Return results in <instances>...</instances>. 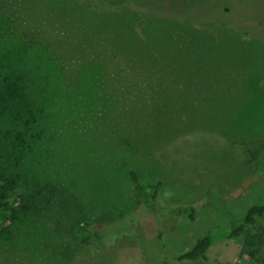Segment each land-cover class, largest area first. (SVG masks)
Listing matches in <instances>:
<instances>
[{
  "label": "rangeland",
  "instance_id": "1",
  "mask_svg": "<svg viewBox=\"0 0 264 264\" xmlns=\"http://www.w3.org/2000/svg\"><path fill=\"white\" fill-rule=\"evenodd\" d=\"M126 1L120 12L127 19L93 21L58 0H0V37L17 48L13 68L29 77L15 113L0 110V144L23 161L10 176L20 188L0 222V264H68L63 246L77 248L70 231L78 227L112 244L101 260L91 252L80 264H178L198 240L228 232L264 203L262 11L250 17L257 7L234 13L215 0ZM139 13L166 26L184 18L198 26L216 13L232 35L216 46L174 35L178 63L148 67L145 53L165 56L168 35L147 20L138 37L164 38L135 51ZM23 130L28 146L12 142V132ZM130 171L142 183H163L156 211L144 208ZM35 197L47 215L29 210ZM187 206L193 221L170 213ZM257 227L264 230V217ZM210 259L264 264V252L253 257L238 240L217 245Z\"/></svg>",
  "mask_w": 264,
  "mask_h": 264
},
{
  "label": "trees",
  "instance_id": "2",
  "mask_svg": "<svg viewBox=\"0 0 264 264\" xmlns=\"http://www.w3.org/2000/svg\"><path fill=\"white\" fill-rule=\"evenodd\" d=\"M61 5H64V8L72 10V11H80L84 13L85 18L92 19L96 21L98 18H116L117 16H125L120 12L123 6L128 4L126 0H58ZM189 2L192 1L193 4L195 3H202V2H214V0H188ZM216 3L218 2L220 6L226 7L225 9L229 8L234 13L237 10H240L238 7L247 8L250 6V9H254L255 11L249 12V16H253L252 13L258 14L259 11H262V16H264V0H215ZM215 4V2H214ZM261 4V5H259ZM218 7V6H214ZM243 9V8H242ZM76 12V13H77ZM129 13V12H128ZM216 13H211L207 19L204 20V23L195 26L186 18L182 20H173L169 22L166 26L164 21L156 18H148L144 15L139 13L134 15V18H137L134 22L136 26H133V32L136 34V41H138V47L135 51L138 52V49H141L142 46L146 45L147 43H153L154 41H161L164 37H138L143 33L144 22L148 20L158 22L160 25L155 26L156 34L159 35H168L166 39V46H165V56L157 55L151 57L148 56L149 52L145 53V59L143 62L146 66L151 67L150 65L154 63L157 64V68H162L165 66H174L175 63H178L174 57H171L173 51L172 47L170 46L169 40L175 39L174 35L183 34L182 39H184L185 44H188L187 37H198L200 39L199 43H192L195 46L199 44L205 43L206 45L211 44L216 46V41L220 40L221 37H231L232 34H228L229 30L226 28L222 20L219 16H215ZM74 15V14H73ZM128 16H125L127 19ZM213 17V18H212ZM62 19V17H60ZM212 19V20H211ZM95 24H97L95 22ZM160 26V27H159ZM98 29H95L94 33H96ZM186 34V35H185ZM229 35V36H228ZM203 37H208V39H204ZM6 37H0V110L1 111H8L11 114L15 113L14 108L19 103L18 101L25 100L27 96L25 83L29 81V77L27 74L23 72H19L13 67H15V61L18 58V52L16 46H11L6 42ZM26 37H21L22 44H28L27 48L30 47V44L26 42ZM30 38L33 42L38 43L40 45L42 41H34L32 37ZM13 40V39H12ZM259 41V38H258ZM14 42V41H13ZM16 45L17 43L14 42ZM190 44V43H189ZM18 46V45H17ZM183 46H185L183 44ZM254 47L259 48V43H254ZM177 49H175L176 52ZM259 56V55H258ZM142 62V61H141ZM140 62V63H141ZM257 64L259 65V60L257 58ZM12 67H11V66ZM5 68L14 72L16 74L13 75L8 72ZM5 74V75H4ZM9 74V75H7ZM12 78V79H11ZM14 82V83H13ZM10 83H13V87H10ZM1 117H5L6 115L0 112ZM15 130V129H13ZM19 131L12 132L13 136V143H21L28 146L29 143L23 141L25 139V134ZM28 134V132H26ZM22 136V137H21ZM27 139H30L28 135L26 136ZM56 140H52L48 147L54 145ZM26 148L24 145H21ZM48 153H50L48 151ZM10 162L13 163L11 165ZM20 159L17 158H10V155L5 152V149L0 144V163H3L4 166L3 173H0V222H6L9 218V214L6 210V206L8 200L16 195L18 189L20 188L19 183L11 178V175H15L17 169L22 165L19 162ZM11 169V171H9ZM28 171L27 168L22 169L21 172ZM8 172V173H7ZM129 178L133 184L134 190L141 196L143 199L144 208L150 210L152 212L156 211L158 199L160 196L161 189L163 187V183L161 181L156 182H148L142 183L137 174L134 171L129 172ZM37 200V197H35ZM31 205L28 202L29 210L32 212L45 213L48 214L49 208L45 205V201L39 197L37 201ZM38 205V207H37ZM194 208L192 206L187 207H176L173 208L170 213L175 217H186L189 218L191 221L194 220ZM264 217V203H258L251 206L243 218L232 226V228L223 234H216V233H209L207 236L203 237L202 239L198 240L194 246L187 252L182 253L181 255L175 258L178 264H185V263H197L200 262L201 264H223L219 261H214L210 259L211 251L221 243H229L235 242L238 240H242V249L249 252L253 257H262L264 252V230L261 227H257V223L259 219ZM136 231V230H135ZM71 240L76 243L77 248H71L69 251V247L66 246L65 250L67 251V256L69 259L68 264H80L81 257L87 254L90 255L92 252L94 257H98L101 260L103 258V252L101 249L104 248L110 249L111 246H108L106 243V237L104 235L99 234L98 232H92L90 229L85 227H78L74 228L70 231ZM161 238V237H159ZM112 245V244H111ZM100 247V248H99ZM77 249V250H76ZM99 252V253H98ZM97 260V262H98ZM264 261V259H263Z\"/></svg>",
  "mask_w": 264,
  "mask_h": 264
}]
</instances>
